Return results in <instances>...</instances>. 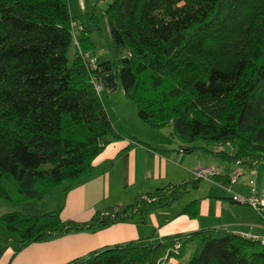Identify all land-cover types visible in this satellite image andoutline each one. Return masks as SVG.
I'll return each mask as SVG.
<instances>
[{
  "label": "trees",
  "instance_id": "1",
  "mask_svg": "<svg viewBox=\"0 0 264 264\" xmlns=\"http://www.w3.org/2000/svg\"><path fill=\"white\" fill-rule=\"evenodd\" d=\"M84 15L112 55L93 70L79 54L95 49L81 24L68 58L75 22L68 0H0L1 199L41 200L59 186L66 192L106 145L121 139L92 81L108 70L138 118L154 129L168 127L185 152L198 149L246 168L264 163V0H108L100 18L94 9ZM223 144L234 153L208 149ZM198 182L137 195L96 210L87 221L63 219L58 211H15L0 215V224L18 237L17 251L142 217ZM196 205L193 199L181 212L194 217ZM177 240L176 258L193 243L184 264H264L258 242L213 228L103 247L69 264H155Z\"/></svg>",
  "mask_w": 264,
  "mask_h": 264
},
{
  "label": "crops",
  "instance_id": "2",
  "mask_svg": "<svg viewBox=\"0 0 264 264\" xmlns=\"http://www.w3.org/2000/svg\"><path fill=\"white\" fill-rule=\"evenodd\" d=\"M105 2L68 0L69 13L74 17L94 9L98 15L103 12ZM80 24L95 44L92 53L98 60L102 61L100 53L105 55L104 60H111L107 42L105 46L99 41V35L91 32L89 25L84 22ZM74 52L75 46L73 55ZM99 81L102 89L101 94L98 92L100 99L121 139L106 145L93 160L92 170L75 181L66 192H57L55 188L43 199L36 200V211H32V214L58 211L63 219L82 222L106 206H122L131 203L137 195L196 179L194 171L199 167H213L218 180L199 179L197 186L189 188L179 199L142 217L135 216L127 222L113 223L93 231L72 232L33 242L17 251L18 237L7 234L0 224V264H69L103 247L128 241L159 242L174 235L185 236L199 229L264 234V218L250 205L239 203L231 197L232 192L250 196L253 193L251 187L257 195L264 191V163L246 168L198 149L185 152L180 142L169 135L168 127L154 129L138 118L136 107L128 102L130 99L119 88L114 70L104 72ZM135 138L165 149L152 150L134 141ZM208 149L222 150L228 154L235 151L229 144L208 146ZM192 190L199 191V195L183 200ZM193 199H197L196 215L189 217L181 211ZM43 203L46 207H43ZM192 248V242L185 244L183 254L175 258L176 262L179 264L182 261L184 264Z\"/></svg>",
  "mask_w": 264,
  "mask_h": 264
},
{
  "label": "built area",
  "instance_id": "3",
  "mask_svg": "<svg viewBox=\"0 0 264 264\" xmlns=\"http://www.w3.org/2000/svg\"><path fill=\"white\" fill-rule=\"evenodd\" d=\"M80 27L77 25L76 22L71 23V32H72V37H73V44L75 47H78V42H77V32ZM79 54L84 61V64L87 66L89 69H96L97 64H98V57L93 54L92 52H80ZM94 87L97 91L100 90L101 84L98 78H92ZM215 169L213 167H199L194 171V176L195 178L198 179H209L212 178L213 175H215ZM235 178L233 177L232 180ZM252 183V181H250ZM251 191L253 192L250 196L244 197L239 194H236L232 192V199L242 203V204H248L250 205L259 215H261L264 218L263 214V209H264V191L260 194L257 195L254 193V188L251 187ZM239 236L248 239V240H253L255 242H258L261 246L264 247V234H252L248 232H238L236 233ZM181 247V241L177 240L173 244V246L166 251V254L159 258L155 264H176V256L179 253ZM170 252V253H169Z\"/></svg>",
  "mask_w": 264,
  "mask_h": 264
},
{
  "label": "rangeland",
  "instance_id": "4",
  "mask_svg": "<svg viewBox=\"0 0 264 264\" xmlns=\"http://www.w3.org/2000/svg\"><path fill=\"white\" fill-rule=\"evenodd\" d=\"M108 0H106L105 4L107 3ZM95 13V12H94ZM102 13L100 14H95V16L99 17L101 16ZM84 18V20H82ZM74 19H75V22L76 23H86V25H89L88 27L91 29V32L93 33H96L95 31V27H94V24L91 23L89 21V19L86 18L85 15H80V16H74ZM97 34V33H96ZM98 36V35H97ZM99 38V41L102 43V44H105L106 41L103 39L102 36H98ZM106 46V44H105ZM73 48H74V45L72 46V48H70L69 52H68V58L69 60L72 59L73 57ZM105 58V55L100 53V59L103 61ZM101 84V83H100ZM98 92H100V94L102 93V89H100ZM130 102V104H132V106H134L135 108V104L132 100L128 101ZM196 144H202V141L198 140L195 142ZM57 192H62L63 191V186H59L56 188ZM199 195V191H194L192 190L191 191V194L188 195V196H185L183 200H187L189 199L190 197H195V196H198ZM37 201L36 200H29V201H23V202H13V201H8V200H5V199H1L0 198V215L4 214V213H8V212H22V213H33L32 211H36L35 210V207L34 205L37 204L36 203ZM45 202V201H44ZM48 204V203H47ZM43 207H46L45 206V203H43ZM183 262L181 261L179 264H182ZM176 264H178V262H176Z\"/></svg>",
  "mask_w": 264,
  "mask_h": 264
}]
</instances>
